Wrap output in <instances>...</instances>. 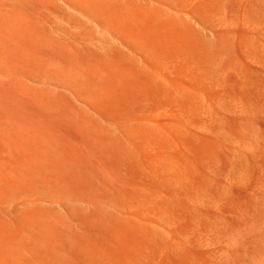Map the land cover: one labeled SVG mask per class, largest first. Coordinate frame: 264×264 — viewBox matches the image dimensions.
Wrapping results in <instances>:
<instances>
[{
  "label": "bare ground",
  "instance_id": "obj_1",
  "mask_svg": "<svg viewBox=\"0 0 264 264\" xmlns=\"http://www.w3.org/2000/svg\"><path fill=\"white\" fill-rule=\"evenodd\" d=\"M0 264H264V0H0Z\"/></svg>",
  "mask_w": 264,
  "mask_h": 264
}]
</instances>
